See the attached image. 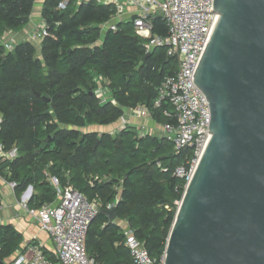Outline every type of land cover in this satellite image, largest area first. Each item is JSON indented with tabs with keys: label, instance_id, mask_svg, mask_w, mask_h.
<instances>
[{
	"label": "trees",
	"instance_id": "1",
	"mask_svg": "<svg viewBox=\"0 0 264 264\" xmlns=\"http://www.w3.org/2000/svg\"><path fill=\"white\" fill-rule=\"evenodd\" d=\"M62 1L44 0L47 35L39 54L30 41L11 51L0 44V143L18 148L13 160L0 158V176L16 182L17 196L31 185L36 192L29 203L36 208L56 200L46 172L95 200L99 210L85 236L95 264H133L125 230L103 213L113 204L116 218L159 259L185 187L172 171L189 150L177 152L165 138L140 135L126 125L114 133L80 129L114 123L123 109L139 105L156 122H166L153 100L162 78L174 72L173 60L165 47L146 56L144 39L129 22L102 36L100 26L114 15V4L65 0L60 8ZM34 2L0 0V38L28 23ZM152 23L154 33L166 34L162 17ZM95 77L108 88L105 99L97 95ZM20 242L19 232L0 224V262L8 261Z\"/></svg>",
	"mask_w": 264,
	"mask_h": 264
},
{
	"label": "water",
	"instance_id": "2",
	"mask_svg": "<svg viewBox=\"0 0 264 264\" xmlns=\"http://www.w3.org/2000/svg\"><path fill=\"white\" fill-rule=\"evenodd\" d=\"M211 13L218 18L191 78L208 100L210 138L164 264H264V0H213ZM103 213L115 222V205Z\"/></svg>",
	"mask_w": 264,
	"mask_h": 264
},
{
	"label": "built area",
	"instance_id": "3",
	"mask_svg": "<svg viewBox=\"0 0 264 264\" xmlns=\"http://www.w3.org/2000/svg\"><path fill=\"white\" fill-rule=\"evenodd\" d=\"M80 1V0H78ZM97 3H112L115 7L113 22L109 28L115 30L121 22V15L129 7L134 13L129 18L135 34L144 39L145 54L151 53L156 47H165L166 55L173 60L172 74L165 75L157 88L153 100V108H159L167 121L160 123V136L172 143L174 149L189 150L181 164L174 167L172 174L185 180L191 179L200 155L207 144L210 133V108L205 94L191 79L198 59L217 18L213 10V0H83ZM65 0L60 4L63 8ZM162 17L166 34L153 32L152 19ZM58 24V23H57ZM6 35V34H5ZM4 35V36H5ZM47 35L46 27L35 32L34 40L41 41ZM6 51L15 47L13 41L1 42ZM97 84V95L105 99L108 88L102 85L100 77L94 78ZM131 115L150 117L151 112L144 106L128 108ZM153 119V118H152ZM1 123V118H0ZM140 135H146L143 130ZM18 155L17 146L10 149L0 143V158L11 161ZM160 166V163H158ZM166 171V167L161 168ZM8 176L10 172L6 167ZM50 185L56 190V200L45 203L36 209L40 228L45 231L55 245V259L45 254L39 243L28 247L30 256L17 254L6 264H95L85 249L87 229L96 216L99 207L95 200L87 199L81 192L69 185H62L59 178L45 173ZM7 181V180H6ZM14 189L16 182L7 181ZM27 189L23 192L22 206L27 209ZM178 202H176L178 206ZM114 205V204H113ZM2 204L0 201V210ZM124 245L128 248L133 264H164V256L159 259L152 257L144 244L136 239L131 229L124 231Z\"/></svg>",
	"mask_w": 264,
	"mask_h": 264
},
{
	"label": "crops",
	"instance_id": "4",
	"mask_svg": "<svg viewBox=\"0 0 264 264\" xmlns=\"http://www.w3.org/2000/svg\"><path fill=\"white\" fill-rule=\"evenodd\" d=\"M44 0H35L31 15L29 17L28 23L18 31H8L5 36L1 37V42L13 41L15 44L22 41H30L32 42L36 50L39 54L41 41L34 40L33 36L36 31L39 30V27L43 28L44 21L41 15L42 6ZM133 7L129 6L121 15V22H129V18L134 13ZM113 22V20L108 21L107 23L102 24L101 33L102 36L109 28V25ZM119 23V24H120ZM118 24V25H119ZM104 31V32H103ZM101 36V38H102ZM123 116L120 118V121H115L114 123L108 124L111 125L107 130H101V132H109L114 133L119 130L123 126H130L134 128L138 133H141L143 130H147V134L150 136H160V123L156 122L154 119L150 117H138L131 115L128 112V109H123ZM91 126H102V125H91ZM90 131H96L97 129L93 128ZM100 132V133H101ZM31 186V185H30ZM29 187V186H28ZM33 187L27 191V195L31 194V196L35 193ZM24 196L21 193L19 196L15 193L14 189H12L7 181L0 176V201L2 204V208L0 210V224L1 225H11L17 232L21 235V242L19 244V248L13 253L10 261L17 254L21 253L25 256H30L28 251V247L31 244L39 243L47 257L51 259H55V245L53 241L50 239L48 234L43 231L38 222V218L36 215V207L33 204H30V199H28V207L27 209L22 206V200ZM117 219V218H116ZM119 220V219H117ZM123 223L125 221L119 220ZM116 221L122 227V223ZM7 262V261H6Z\"/></svg>",
	"mask_w": 264,
	"mask_h": 264
},
{
	"label": "rangeland",
	"instance_id": "5",
	"mask_svg": "<svg viewBox=\"0 0 264 264\" xmlns=\"http://www.w3.org/2000/svg\"><path fill=\"white\" fill-rule=\"evenodd\" d=\"M42 26V25H41ZM41 26L39 27V29H41ZM104 32V31H103ZM3 37V36H2ZM1 39V38H0ZM1 44V43H0ZM121 119H119L118 121H120ZM111 125H102V126H91V125H89V126H85V127H83V128H81L80 130L81 131H90V130H92L93 128H95V129H97V132L98 133H100L101 132V130H107L109 127H110ZM115 221H118V222H121V221H119V220H117V219H115ZM122 223V228L124 229V230H126V229H130L129 228V226H128V224H126V222L125 223H123V222H121Z\"/></svg>",
	"mask_w": 264,
	"mask_h": 264
}]
</instances>
